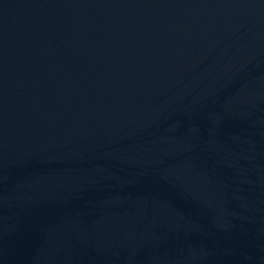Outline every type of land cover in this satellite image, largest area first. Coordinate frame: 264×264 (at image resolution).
<instances>
[{"label": "water", "instance_id": "water-1", "mask_svg": "<svg viewBox=\"0 0 264 264\" xmlns=\"http://www.w3.org/2000/svg\"><path fill=\"white\" fill-rule=\"evenodd\" d=\"M0 264H264V0H0Z\"/></svg>", "mask_w": 264, "mask_h": 264}]
</instances>
